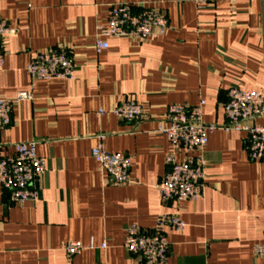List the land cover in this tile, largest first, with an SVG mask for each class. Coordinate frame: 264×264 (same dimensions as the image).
I'll use <instances>...</instances> for the list:
<instances>
[{"label":"crops","instance_id":"obj_1","mask_svg":"<svg viewBox=\"0 0 264 264\" xmlns=\"http://www.w3.org/2000/svg\"><path fill=\"white\" fill-rule=\"evenodd\" d=\"M115 4L154 6L169 28L147 41L110 39L97 54V27ZM0 18L16 29L3 40L0 98L30 88L27 68L37 52L66 46L77 65L74 81L38 82L34 99L15 107L13 123L0 130V158L14 154L7 145L37 140L47 164L36 202L12 204L0 186V264H138L124 248L127 229L153 230L162 214L187 223L182 232L164 231L168 264H264L255 253L264 243V162L250 158L245 133L209 135L197 202L165 206L156 189L172 152L156 132L168 106L204 101V121L222 126L231 87L264 90V0L205 8L187 0H0ZM124 99L144 106L142 121L109 113ZM101 135L107 151L131 156L128 185L112 186L92 158ZM73 241L94 248L69 258Z\"/></svg>","mask_w":264,"mask_h":264},{"label":"built area","instance_id":"obj_2","mask_svg":"<svg viewBox=\"0 0 264 264\" xmlns=\"http://www.w3.org/2000/svg\"><path fill=\"white\" fill-rule=\"evenodd\" d=\"M187 1L195 3L198 8H205L221 1L233 0ZM168 28L167 18L154 6L115 4L109 7L106 21L97 27L94 48L100 54L108 49L110 39L128 37L147 41L163 36ZM15 33L16 29L0 18V70L6 61L3 40ZM27 72L30 79L28 90L18 92L13 99L0 98V130L13 123L15 107L34 99L38 82L53 79L74 81L77 65L70 49L60 45L35 53ZM204 106V101L194 107L170 105L165 120L158 124L156 132L166 135L172 146V152L166 159L168 171L156 186L161 203L165 206L169 203L197 202L203 196L207 171L204 153L209 135L216 130L245 133L250 158L264 162V123L256 122L257 119L264 120V90L246 91L231 87L225 105L226 123L222 126L204 121ZM106 113L102 109L98 112L99 115ZM109 113L127 124L140 122L145 117L144 106L131 99L122 100ZM104 139L103 135L98 137L92 158L107 173L112 186H126L131 180V156L107 151ZM38 144L39 141L31 140L7 145L14 150V154L0 158V186L9 192L12 204L20 206L36 202L40 197L38 181L45 174L47 164L37 154ZM176 150L182 153V161L176 160ZM186 227L187 223L175 214L160 215L153 230H143L138 224H132L127 229L124 248L138 258V264H168L170 246L164 231L169 228L182 232ZM91 248H94L93 244L85 246L73 241L66 244L65 251L69 258H73ZM104 248L105 243L101 246V249ZM255 253L264 259V243L255 247Z\"/></svg>","mask_w":264,"mask_h":264}]
</instances>
